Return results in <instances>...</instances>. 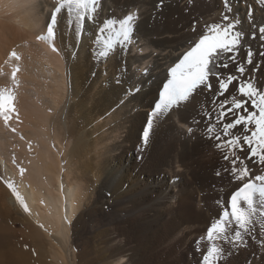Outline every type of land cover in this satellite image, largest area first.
Here are the masks:
<instances>
[{"label":"bare ground","instance_id":"obj_1","mask_svg":"<svg viewBox=\"0 0 264 264\" xmlns=\"http://www.w3.org/2000/svg\"><path fill=\"white\" fill-rule=\"evenodd\" d=\"M55 2L0 0V89L10 90L15 109L9 127L0 118V160L9 166L0 175V264H140L143 247L130 241L126 220L158 234L162 251L175 248L189 264L197 263L189 256L192 243L199 242L202 257L210 246L207 228L226 208L207 215L212 204L206 205L203 193L220 181L215 193L220 200L234 181L223 155L239 156L238 166H247L253 176L264 175V164L239 149L214 147L216 141L206 134L207 117L219 105L206 90L156 120L147 144L143 129L168 78L166 66L205 32V25L224 22V15L240 20L244 40L236 62L216 71L250 78L264 89V41L259 38L264 7L256 0H228L231 12L222 0H101L96 19L84 21L80 37L76 18L66 10L58 14L54 52L37 36L46 31ZM128 14L136 17L134 42L119 40L107 58H100L97 36H112ZM105 20L113 27L100 33ZM249 49L252 64L246 62ZM237 65H243V77ZM212 83L215 88V77ZM225 96L229 105L240 98L235 83ZM245 180H235L233 190ZM233 190H227L226 206ZM252 219L251 231L239 244L232 243V231L215 242L224 251L214 264L247 259L264 264V219Z\"/></svg>","mask_w":264,"mask_h":264},{"label":"snow or ice","instance_id":"obj_2","mask_svg":"<svg viewBox=\"0 0 264 264\" xmlns=\"http://www.w3.org/2000/svg\"><path fill=\"white\" fill-rule=\"evenodd\" d=\"M257 4L264 7V0H256ZM101 0H56L50 13V19L46 24V34L37 36V40H47L52 51H57L52 41L55 38V29L58 24V14L63 15L66 10L69 16H74L78 22V27L82 26L86 20H95L96 13L100 7ZM225 8L228 12V0H224ZM249 22H251L253 10L251 6L247 12ZM136 17L128 14L119 20V27L113 29L114 37L109 36L104 39L97 36L95 42L102 44L103 49L98 53L100 58H107L114 49L116 40L122 38L119 42L123 45H129L134 42V21ZM224 21H229L223 26L221 24L211 23L205 25V32L197 40L192 42L189 49L182 54L178 62L168 71L167 82L163 84L159 91L158 99L154 102L151 112L148 114L146 126L143 129L142 139L147 144L150 133L156 120L175 107L189 102L193 95L198 91L206 90L213 94V102L219 105L218 110L210 112L208 119L209 125L206 127L208 139L216 141L214 147L217 150L230 149L234 153L237 149L240 152L247 153V159L258 158V161L264 164V89L257 87L251 79H240L236 75L229 73L227 76L219 71L218 68H228L229 63L236 62L235 53L239 49L241 32H235L233 29L240 23L239 19L230 21L228 15L223 16ZM113 21L105 20L104 27L99 29L102 33L105 29L113 27ZM255 27V26H254ZM193 32H196V26L193 24ZM260 40L264 41V25L259 27ZM256 38L253 32L252 39ZM125 47L122 51H127ZM224 54L229 55L227 61L222 60ZM95 55V54H94ZM260 55L264 57V52ZM15 59H19L15 52L11 53ZM253 53L249 49L247 52L248 64H252ZM17 70H13L12 76L15 78ZM236 72L240 77L244 76L245 69L243 65L236 66ZM215 77L217 86L214 88L212 79ZM235 83L236 91L240 98H232V103H227L228 98L225 93L229 91V86ZM138 89H130V92ZM216 97H225L223 100H216ZM14 97L10 90L0 89V118H2L5 127H9V121L15 114ZM220 126V132H216V127ZM240 129H243L241 135H237ZM15 131L14 128L10 129ZM189 133L192 129H188ZM223 159L230 161V171L234 180L243 181L250 176V170L245 166L240 168L241 162L239 156L229 157L223 155ZM218 176L220 172L216 173ZM254 183L249 180L239 186L230 196L225 210L215 219L207 228L206 239L210 242L207 251L202 254L200 264H214L223 254V248L216 246V241L222 237L227 238L231 230L232 243L239 244L243 241V234L251 231L250 225L253 224V215L259 214L264 217V175L253 177ZM13 188L11 183L8 184ZM13 194L16 195L13 190ZM259 198L257 206L256 198ZM19 199V196H17ZM223 204V201H217ZM27 211V208H25ZM199 243V242H198ZM199 250V249H198Z\"/></svg>","mask_w":264,"mask_h":264},{"label":"rangeland","instance_id":"obj_3","mask_svg":"<svg viewBox=\"0 0 264 264\" xmlns=\"http://www.w3.org/2000/svg\"><path fill=\"white\" fill-rule=\"evenodd\" d=\"M20 45V43L19 44H16V45H13V50H15L16 49V47H18ZM10 149H13L12 147H10ZM63 164H61V166H62ZM7 169L9 170V166H8V163H6L5 161H1L0 160V175L2 176V174L4 173V171L6 170L7 171ZM217 173V172H216ZM221 174V173H220ZM259 173H257L256 175H258ZM143 176V175H142ZM142 176H141V178H142ZM216 176L218 177V175L216 174ZM254 176H253V174L251 175V178H253ZM235 180L232 182V184L230 185V187L231 188H228V189H225L226 190V192H225V190H222V194H224V196L226 197V194H227V192L229 191V190H233L235 187ZM59 183H60V185H59V190H60V192L62 193V195L64 194V186L62 185V183H61V179H60V181H59ZM237 183H239V181L237 182ZM219 184V185H218ZM217 186V187H216ZM222 185L220 184V181H217L216 180V183L215 184H213V185H210V187H208V191H207V193L206 192H204L203 194L204 195H206V205L208 204H212L211 205V207H210V210H209V214H207V215H209V216H211V212L213 211V210H215V209H217V208H220V207H222V206H225L226 207V202H227V200L225 199V197H222V199H220V200H218L217 199V197L215 196V193H217V192H219L220 193V188H222L221 187ZM215 188V189H214ZM218 188V189H217ZM217 190V191H216ZM228 190V191H227ZM213 192V193H212ZM225 192V193H224ZM208 195H210V196H208ZM216 197V198H215ZM216 199H217V201H223V204H218L217 203V201H216ZM67 202V203H66ZM214 202V203H213ZM62 203L64 204L63 206L65 207V208H67V205H68V201H66L65 200V196H64V198H63V196H62ZM67 204V205H66ZM259 204V203H258ZM207 205V206H208ZM257 206H259V205H257ZM149 207V206H148ZM224 207V208H225ZM183 209V208H182ZM181 209V210H182ZM208 209V208H207ZM146 210H147V208H146ZM149 211V210H148ZM211 211V212H210ZM149 215V214H148ZM185 215H186V212H185ZM208 216V217H209ZM207 217V216H206ZM207 217V218H208ZM253 217H257V218H260L261 216H259V214H258V216H257V214H256V216L254 215ZM212 218V217H211ZM261 218H263L264 219V217H261ZM149 219V218H148ZM126 223H127V226H128V229L130 228L131 230H130V233H128V234H130L131 235V238H130V241L132 242V243H135V244H141V246L143 247V252H144V257H143V259H142V262L140 263V264H189L188 263V261H187V259H185V257H183V256H180V255H178V252H177V250L175 249V248H172L171 249V251H168V250H163L162 251V249L161 248H159V246L157 245L158 243H159V237L160 236H158V234H156L155 232H154V234L153 235H151V233L152 232H150L149 233V229H146V226L147 225H144L143 226V228H142V230H138V229H136V227H135V225L134 224H130L127 220H126ZM128 224H130V225H128ZM253 224H254V222H253ZM231 231V230H230ZM142 232V233H141ZM146 235H147V237H146ZM139 241V242H138ZM150 243V244H149ZM197 243H198V241H196V244H195V242L194 243H192V249H193V254H190L189 256L191 257H189L190 259H192V258H195V259H197L198 260V262L197 263H192V264H200V261L202 260V257H201V255H200V251H201V249H199L198 247H197ZM178 246V245H177ZM250 246V245H249ZM196 247V248H195ZM195 248V249H194ZM175 249V250H174ZM199 249V250H198ZM157 251V252H156ZM167 251V252H166ZM164 252V253H163ZM171 254H170V253ZM177 252V253H176ZM174 255V256H173ZM196 255V256H195ZM165 256V257H164ZM193 256V257H192ZM200 256V257H199ZM180 259H179V258ZM186 257H187V255H186ZM247 257V256H246ZM255 257V256H254ZM176 262V263H175ZM251 262L252 261H250V259H247L246 261H243V264H251ZM255 262V261H254ZM253 262V264H256V263H254Z\"/></svg>","mask_w":264,"mask_h":264}]
</instances>
